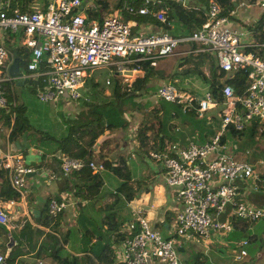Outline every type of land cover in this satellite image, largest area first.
Segmentation results:
<instances>
[{"label":"crops","instance_id":"0c3cea01","mask_svg":"<svg viewBox=\"0 0 264 264\" xmlns=\"http://www.w3.org/2000/svg\"><path fill=\"white\" fill-rule=\"evenodd\" d=\"M111 1L102 0L103 8L96 4L95 10L100 12V18L118 12L123 21L132 25L133 36H144L159 30L153 23H136L130 19L128 13L119 10L125 1L132 3V0H119L118 4H110ZM160 1L144 0L151 3ZM7 2L8 0H0V8ZM43 2L32 0L31 7L36 5L42 7ZM86 4L85 1L83 8L88 16ZM200 5L197 0H189L187 3V7ZM254 8L258 10L255 11ZM263 11L264 9L258 5H247L240 1L238 4L235 3L231 18L237 26L243 28V23L258 20ZM170 30L175 36H185V23L171 21ZM245 40L250 43L253 41L252 37ZM197 50L194 42L183 43L173 55L158 61L157 65L152 67V74L144 79L143 87L135 99L139 108L136 110L128 108L125 112L128 125L125 128L105 130L94 144L96 164H99L97 160L101 159V155H104L103 159L112 162L117 157L126 159L130 171L129 185L132 188L129 200L124 193H121L119 198L113 196L119 179L110 169L104 167L98 172L101 187L95 199L76 197L68 189L75 186V178L63 174L60 167L62 156L60 144L47 137L49 135L61 137L66 133L69 122L82 125L95 118L87 107L77 109L73 119L54 116L53 103L60 99H68L66 95L43 102L46 104L35 101L34 97L31 99L25 97L23 86L30 75L26 66L21 77L25 80L23 83L17 84V79H12L9 85L12 101L8 108L15 105L23 106L31 126L30 130L21 134L17 140L10 141L8 137L10 129L0 119V206L19 225L14 232L6 229L5 234L0 235V254L3 256L4 264H60L63 257L68 259L84 255L90 257L91 252L87 251L94 250L98 254L107 246L112 249L117 243L114 232L108 228L106 221L120 223L124 220L118 229L122 233L127 232V224L137 215L145 217L163 237L174 240L182 264H264V218L258 227L256 226L258 220L247 224L232 218L236 203L264 208V153L258 155L250 149V144L260 142L258 141L260 135L252 138L249 124L244 127L241 136L231 137L225 144L235 159L255 167V178L236 180L239 186L238 194L232 205L227 206L219 217L222 221L232 223V230L227 233L210 230L208 237L195 240L177 237L174 222L181 206L165 182L162 166L156 161V164H153L147 156L149 151L168 150L172 145L184 148L191 141L197 143L209 141L220 131L221 113L218 107L208 111L203 117H198L193 113L192 105L188 109L178 111L172 105L162 104L161 99L155 95L156 89L167 82L176 84L180 89L189 90L197 97L208 90V83L198 77L194 73L195 70L203 72L209 78L210 61H213L215 74L219 75L220 72L214 54ZM143 78L142 72L138 79ZM222 82L220 77L216 80V83ZM92 83L97 82L90 80L80 90L82 99L89 98L92 95H89L91 91L95 92L96 87L92 86ZM39 90L37 89L36 93ZM103 95L108 97L109 92L104 91ZM78 101L79 99L76 104ZM29 109L33 111L29 112ZM30 113L33 114L34 121H37L34 124L31 123ZM147 116L151 121L148 125L150 128L144 127L141 123ZM257 132H260L259 128ZM225 133L226 131L223 134ZM253 139L255 141H252ZM7 152L34 168V172L26 177V195L23 199L14 200L7 193V188L10 187L8 171L2 166V156ZM58 197L65 198L67 206L55 217L58 232H53L42 226L40 221L46 214L48 199ZM254 197H260L261 200H253ZM254 226L256 228L251 231ZM243 240L246 241V246H243L246 255L240 258V250L243 247L240 248L237 243Z\"/></svg>","mask_w":264,"mask_h":264},{"label":"built area","instance_id":"2783aa9c","mask_svg":"<svg viewBox=\"0 0 264 264\" xmlns=\"http://www.w3.org/2000/svg\"><path fill=\"white\" fill-rule=\"evenodd\" d=\"M85 1L88 9L97 8L95 0H51L45 8L36 5L28 13L14 11L8 14L3 9L8 3L3 4L0 8V108L7 107L3 83L12 82L9 76L12 57L5 43L6 32L15 35L19 46L30 50L26 64L30 75L27 77H45L43 90L36 93L42 102L63 95L77 101L86 80L95 73L107 75L103 81L107 87L112 85L114 78L130 84L132 77L126 73L140 71L133 66L134 63L145 62L154 67L158 61L173 55L180 44L187 42H194L198 52L214 54L219 72L232 74L248 69L246 93L238 95L232 85L222 82V103L215 100L209 89L197 97L171 82L158 87L155 95L159 99L181 104L185 109L195 105L198 117L218 107L220 131L203 143L191 141L184 148L172 145L168 150L149 151L147 155L162 166L165 182L181 206L175 218L177 237L195 240L208 237L210 230L231 231L232 223L219 217L238 194L236 180L255 178V167L235 159L220 138L230 126L236 131L243 130L253 121L264 126V59L242 52L244 47L251 45L252 42L245 38L252 37V34L233 22V11L229 16L221 15L213 0H208L203 23L188 36H174L161 28L151 34L133 36L132 25L123 21L118 12L103 17L101 21H88L83 8ZM174 1L187 7L189 0ZM256 2L264 9V0ZM130 5V1H125L119 10L130 13L133 10ZM148 6L152 7L151 11ZM158 6L159 2H144L138 13H150L163 24L165 10ZM82 165L79 159L65 155L60 158L61 171L66 176ZM2 166L8 171L11 188L19 199H23L26 177L34 172V168L10 152L3 154ZM90 167L93 173L103 170L102 164L94 162ZM66 206L65 198H51L48 212L55 218ZM232 218L254 222L264 218V208L236 203ZM0 225L10 232L19 227L1 206ZM126 230L129 236L112 247L114 264H182L174 240L163 237L142 215L130 221ZM245 244L243 240L237 246L242 248ZM245 255L242 248L239 257ZM0 264H4L1 254Z\"/></svg>","mask_w":264,"mask_h":264},{"label":"trees","instance_id":"16d2710c","mask_svg":"<svg viewBox=\"0 0 264 264\" xmlns=\"http://www.w3.org/2000/svg\"><path fill=\"white\" fill-rule=\"evenodd\" d=\"M43 8L48 5L49 0H42ZM200 2L198 9L194 7H185L181 2L174 0H161L159 2L158 8L165 10L166 21L165 23H160L155 17L148 14L141 15L138 13L139 8L144 5V0H132L130 7L133 9L130 13V19L136 23H153L158 28L163 29L171 35H174L170 30V22H182L185 23L186 33L185 36L191 35L198 26L203 23L206 18V10L208 7V0H197ZM220 8V14L224 16H229L230 12L234 10L235 3L238 4L240 1H244L247 5H257L256 0H213ZM95 4H98L100 8L104 7L102 0H95ZM120 2V1H119ZM8 7L4 6L3 9L6 10L8 14L17 12L28 13L31 11L32 0H8ZM196 6V5H195ZM149 10H152L151 6H148ZM87 20L91 21L93 19L102 20L100 18V13H96L91 9H87ZM242 26L250 31L252 34V43L249 46H246L242 49L243 53H250L255 57L264 59V11L262 12L258 20L243 23ZM8 48L11 52L13 49H17V56L20 59V66L24 68L26 66L28 59L30 57V52L27 48L18 46V42L15 39L14 35L7 37ZM209 53V52H206ZM12 59V58H11ZM133 66L137 67L144 73L143 79L135 80L132 84L123 83L118 79L114 78L112 85L109 87V95L105 97L103 95V90L99 92L91 91L92 95H95V102L83 101V106L89 108L91 114L95 119L82 124L74 125L72 122L66 126V133L61 137L56 138L53 135H49L50 139H53L60 144V153L61 155L69 156L71 158L79 159L82 161L83 165L78 170L73 171L70 175L75 178V186L68 187L72 193L79 198L93 200L98 196L100 187H101V178L99 173H93L90 167V163L95 162L96 159L93 153V147L97 138L103 134L105 130H114L116 128H125L128 125V122L125 118V112L129 108L138 109L139 105L135 103L138 92L143 87V81L149 75L152 74L153 68L150 67L148 63H134ZM218 67V66H217ZM41 70L43 66H41ZM28 72V71H27ZM210 76L209 78L204 75L203 72L195 70L198 77L203 81L208 83V89L212 96L218 103H222L223 96L221 92V83H216V80L220 77L225 84H230L233 86L234 91L238 95H243L246 93L248 81H247V72L248 69L240 70L232 74H227L220 72L219 75L215 74L214 62L210 61ZM29 73V72H28ZM44 79L45 77L33 78L30 77L26 79L27 84L30 85V88L33 92H36L37 89L43 90L44 88ZM11 82H4L3 89L5 91V96L7 99V107L0 108V119L6 127L10 129L9 140L14 141L19 138L21 134L30 130V124L28 123L27 117L25 115L24 107L21 105H15L8 108V105L12 101L11 95L9 93V85ZM162 104H169L180 111L183 109V105L166 102L161 100ZM195 104V102H194ZM130 106V107H129ZM192 111L195 115L196 106L192 105ZM11 110V111H10ZM13 113L14 115H12ZM198 116V115H197ZM149 117H145L142 120V125L144 127H149L150 123ZM248 125V124H247ZM251 128H249V133L252 138L260 135L264 137V126L253 121L249 123ZM246 126V125H245ZM150 128V127H149ZM259 128L260 132H257ZM147 128H144V130ZM244 130L236 131L231 126L226 129V133L222 134L220 142L226 144L229 138H236L241 136L244 133ZM104 155H101V159L97 160L99 164H102L104 168L110 169L119 179V184L116 189V192L113 193V196L120 197L121 193H124L125 197L129 200L130 193H132V188L129 185L130 181V171L126 165V159L123 157H117L113 162L111 160L103 159ZM69 175V176H70ZM7 193L13 197L14 200H19L18 194L10 187L7 188ZM51 198L48 199L46 204V214L41 219L40 224L53 232H58V223L55 221V218L52 217L48 212V203ZM59 199V197H58ZM110 217V216H108ZM263 219V218H261ZM124 220L120 223L110 220L106 221L108 228L114 232V237L116 243H120L123 239L129 236L128 232L120 233L119 226L123 224ZM6 228L0 225V235H4ZM101 251V252H100ZM96 253L94 250L87 251L91 252V256H80L72 257L68 259L63 257L60 259V264H114L113 263V250L107 246L104 249H101Z\"/></svg>","mask_w":264,"mask_h":264},{"label":"rangeland","instance_id":"374dc122","mask_svg":"<svg viewBox=\"0 0 264 264\" xmlns=\"http://www.w3.org/2000/svg\"><path fill=\"white\" fill-rule=\"evenodd\" d=\"M115 1V2H114ZM118 1L119 0H112L111 2H110V4H114V3H117L118 4ZM121 1V0H120ZM109 3H108V5H110ZM112 7H114V6H112ZM103 8V7H102ZM97 9V8H96ZM254 10L255 11H257L258 10V8H254ZM95 12L96 13H100V12H97L96 10H95ZM101 16V15H100ZM11 35V33L10 32H6L5 33V43H6V45L8 46V42H7V37L8 36H10ZM12 35H14V34H12ZM14 37H15V35H14ZM15 39L17 40V38L15 37ZM17 42H18V40H17ZM167 58V57H166ZM195 73V72H194ZM195 74H197V73H195ZM107 75L105 74V73H99V74H94V76L93 77H91V78H89V79H87L86 80V83L87 82H89L90 80H91V82H97V83H92V86H94V87H96V88H94V90H95V92L97 93V92H99L100 90L102 91L103 90V93H104V91L106 92L107 91V93L110 91V88L108 87V88H106L107 86H105V85H103V81H104V78L106 77ZM100 93V92H99ZM155 93H156V91H155ZM23 94L25 95V97H27L28 99H31L32 97H34L35 98V101H38L39 103H41V104H46V103H43V102H41L39 99H38V97H37V95H36V92H33L32 90H31V88H30V85L29 84H25L24 86H23ZM89 95H91V93L89 94ZM84 100H87L88 102H95L96 101V97H95V95H91V96H89V98L87 97V98H84V99H82V98H80L79 99V101H78V103L76 104V101H74V100H72V99H70V98H68V99H60L59 101H57L56 103H53L54 105H55V107L53 108L54 110V116H56V115H60V116H62L63 118H70V119H73L74 117H75V115H74V112H76V110L77 109H79V108H83V107H85V106H83V101ZM80 102H81V104H80ZM31 111H33V110H30L29 109V112H31ZM47 111V109H45V112ZM31 114V123L32 124H34L35 122H37V121H34V117H33V114L32 113H30ZM26 115V114H25ZM27 117V116H26ZM28 120V119H27ZM66 121V120H65ZM28 123H29V121H28ZM30 124V123H29ZM31 126V125H30ZM258 141H260L259 143H255V144H250L251 145V147H250V149L252 150V152L253 153H256V154H258V155H260V154H263L264 153V146H263V142H264V138H262V137H260V136H258ZM252 141H255V139H253ZM151 162H153V164H156V162H155V160H152ZM152 165V164H151ZM253 200H256V201H259V200H261V198L260 197H254L253 198ZM264 206V205H263ZM242 222H245V223H247V224H251V223H253V222H250V221H242ZM256 222V221H255ZM263 222H261V219L260 220H258V222H257V227L258 226H260L261 224H262ZM174 224H175V222H174ZM256 226H254V227H252V230L251 231H253V229L254 228H256ZM246 246V245H245ZM244 246V247H245ZM243 247V248H244ZM249 247V245L247 246V248ZM243 258V257H242ZM242 262V261H241Z\"/></svg>","mask_w":264,"mask_h":264},{"label":"water","instance_id":"95a60500","mask_svg":"<svg viewBox=\"0 0 264 264\" xmlns=\"http://www.w3.org/2000/svg\"><path fill=\"white\" fill-rule=\"evenodd\" d=\"M11 56H12V61L9 66V76L14 80L17 79V84L23 83L25 80L24 78L22 79L23 75V68L20 66L19 62L20 59L17 56V49L11 50ZM142 72L141 71H135V72H127L126 75L132 77V81L130 84H132L136 79L141 77ZM67 96V95H66Z\"/></svg>","mask_w":264,"mask_h":264},{"label":"clouds","instance_id":"9594fccd","mask_svg":"<svg viewBox=\"0 0 264 264\" xmlns=\"http://www.w3.org/2000/svg\"><path fill=\"white\" fill-rule=\"evenodd\" d=\"M175 36V35H174ZM12 57V56H11ZM12 60V59H11ZM151 67V66H150ZM142 72V71H141ZM131 83V82H130ZM108 88V87H107Z\"/></svg>","mask_w":264,"mask_h":264}]
</instances>
